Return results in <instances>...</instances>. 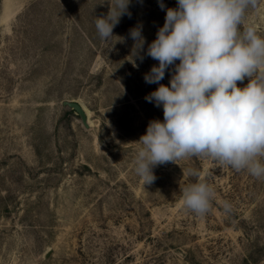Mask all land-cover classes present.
I'll use <instances>...</instances> for the list:
<instances>
[{"label": "rangeland", "instance_id": "1", "mask_svg": "<svg viewBox=\"0 0 264 264\" xmlns=\"http://www.w3.org/2000/svg\"><path fill=\"white\" fill-rule=\"evenodd\" d=\"M159 2L131 0L103 40L107 0H0V264H264V178L195 156L156 166L150 185L134 172L137 142L164 119L145 100L159 85L144 80L159 63L148 45L177 7ZM245 24L264 36V0ZM191 169L214 189L203 216L182 204Z\"/></svg>", "mask_w": 264, "mask_h": 264}, {"label": "clouds", "instance_id": "2", "mask_svg": "<svg viewBox=\"0 0 264 264\" xmlns=\"http://www.w3.org/2000/svg\"><path fill=\"white\" fill-rule=\"evenodd\" d=\"M107 2V15L95 21L103 40L114 36L123 15L131 16V0ZM159 7L165 9L162 0ZM257 7L258 0H177V7L167 8L146 52L159 63L144 80L159 87L145 100L162 106L164 119L150 121L137 142L134 172L144 185L156 180V166L193 156L264 178V36L245 24L247 11ZM129 35L134 52L142 51V26ZM170 67V86L160 84ZM246 78V86L238 87ZM189 175L197 179L182 189V204L203 216L214 189L199 171L191 169ZM223 209L230 213L231 203L224 201Z\"/></svg>", "mask_w": 264, "mask_h": 264}, {"label": "water", "instance_id": "3", "mask_svg": "<svg viewBox=\"0 0 264 264\" xmlns=\"http://www.w3.org/2000/svg\"><path fill=\"white\" fill-rule=\"evenodd\" d=\"M63 103L64 105H67L73 108L81 116L82 121L86 127L90 126L89 120H88V114L86 112V109L82 105V103L78 101H69V100H65Z\"/></svg>", "mask_w": 264, "mask_h": 264}]
</instances>
